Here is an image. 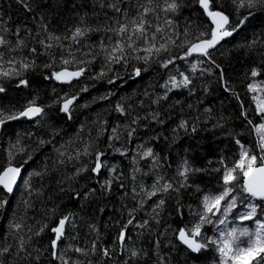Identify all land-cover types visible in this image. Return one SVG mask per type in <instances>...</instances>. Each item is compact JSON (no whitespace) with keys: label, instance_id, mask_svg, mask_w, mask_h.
<instances>
[{"label":"trees","instance_id":"trees-1","mask_svg":"<svg viewBox=\"0 0 264 264\" xmlns=\"http://www.w3.org/2000/svg\"><path fill=\"white\" fill-rule=\"evenodd\" d=\"M108 2L104 0L105 4ZM177 2L180 8L175 14L156 8L145 18L152 25L149 32H154L156 26L164 29L163 34H157V47L169 36L176 39L179 35L176 43L181 44L185 30L189 32L188 41L197 42L199 31L211 28L196 0ZM137 3L148 6L147 0H132L130 16L136 15ZM156 3L163 5L164 0H155L150 6L156 7ZM215 8L236 20L237 10L231 0H217ZM252 11L255 15L238 32L210 50L215 63L201 56L177 59L184 55L187 45L169 44L168 52H161L147 64L131 57L127 63L107 64L99 44L101 40L107 42L111 33L90 31L78 43L71 40L77 27L111 25V18L119 16L108 8L102 9L98 0H0V34L11 41L10 47L16 48L0 51L5 53V60L15 58L32 65L27 71L21 69L18 78H0V85L6 89L0 93V109L20 111L31 101L44 109L35 120L9 121L0 131V169L7 165L8 153L17 140L26 148L13 160L14 165L23 167L16 191L9 196L0 189V201H7L0 207V246L10 245L15 252L18 237L27 241L31 236L29 251L40 250L32 253L33 257L39 255L38 262L17 261L8 255L3 258L6 264H63L52 258L54 234L50 229L65 215L72 216L76 227L67 230V238L60 242L57 251L63 253L69 264H124L125 260L128 264H217L219 255L214 246L193 254L177 242L176 236L179 229L190 228L195 222L194 213L202 210L203 196L222 190L220 173L213 169L222 168L221 159L230 165L238 158L236 140L256 150V134L241 114L242 102L253 124L264 122L257 115L253 100V96L264 99V92L248 90L249 84L264 80V10ZM239 14L246 15L247 9H240ZM166 18L172 19L173 24H165ZM21 39L24 45L16 47ZM253 40L257 43L252 44ZM48 44L52 47L45 46ZM140 45L146 46L143 41ZM63 59L70 63L63 64ZM168 59H173V63L162 67L161 62ZM79 68L87 71L70 84H61L52 77L54 71ZM135 68L147 70L136 76ZM254 68L260 71L257 77L251 76ZM101 71L106 74L95 78ZM181 73L191 83L172 88L168 83L170 76L179 82L183 80ZM19 79H26L27 86L18 87ZM85 87L88 90L82 91ZM72 96L78 98L70 113L62 112V98ZM117 105L125 109L124 114L117 110ZM182 121L186 128L180 127ZM132 129L135 131L129 136ZM114 135L119 139L110 140ZM41 139L44 144L39 143ZM86 143L92 145L91 155L68 159L83 151ZM149 148L153 156H144ZM57 149L66 153L63 164L54 163L59 159ZM97 151L104 153L101 160L107 165L99 174L91 170ZM185 160L192 168L204 171L190 174L188 186L181 188L182 177L177 172ZM81 167L88 170L76 175ZM113 168L115 172L110 171ZM33 172L45 174L31 176L29 180ZM25 180L43 194L30 195ZM108 180L112 184L106 191L103 185ZM157 181L159 185L171 182L179 190L149 197L147 193ZM160 199L165 203L157 208ZM25 200L32 204L31 208H26ZM129 219L133 221L131 225L127 224ZM37 220L48 224L40 236L34 234L41 226ZM145 221L147 225L141 227ZM17 223L22 225L19 231L12 227ZM122 229L126 233L123 245L117 239ZM202 231L207 237H215L217 232L212 225H206ZM93 243L95 254L91 252ZM75 247L87 250L89 255L75 252ZM104 249L109 250L110 257L102 255ZM132 249L140 252L139 259H128Z\"/></svg>","mask_w":264,"mask_h":264},{"label":"snow or ice","instance_id":"snow-or-ice-1","mask_svg":"<svg viewBox=\"0 0 264 264\" xmlns=\"http://www.w3.org/2000/svg\"><path fill=\"white\" fill-rule=\"evenodd\" d=\"M155 0H147V5L137 3L135 6L137 12L135 16H130L128 8L132 7V0H109L107 4L104 0H98L100 7L108 8L114 13L119 14L118 17L111 18V25L97 26L96 28H80L77 27L71 36L73 42H79V39L84 37L90 31H104L105 33H111L108 37L107 42L101 40L99 44L100 52L104 55L107 64L115 63H127L128 59H136L138 61H143L145 64L150 62V59L157 57L161 52L169 51V44L175 47H184L187 45V50L182 57H177V59H186L192 56L194 53L207 58L211 63H215L211 60L210 50L215 48L217 44L220 43L225 37H230L234 33L238 32L249 20V18L255 15L253 9L264 10V0H231V3L235 6L237 10V18L233 21L228 14L223 10H217L215 5L217 0H196L199 6L203 9L204 14L208 17L212 27L207 31L200 30L198 36L196 37L197 42H189L187 37L189 32L185 30L183 36L185 40L181 44H177L176 40L179 39V35L176 39L171 36L163 39V42L159 43L157 47V34H163L164 29L160 26H156L154 32H149L152 27L151 23L145 19L149 14L156 11L159 8L160 11L164 13L175 14L180 8V4L177 0H164L163 5L156 3V7H151ZM127 4L128 7H122V5ZM240 9H247L246 15H240ZM119 17H123V22ZM105 19H109L105 15ZM165 24L172 25L173 20L170 18L165 19ZM2 31V30H0ZM18 35V33H17ZM113 37L115 39L113 40ZM49 39H59V37L49 36ZM140 41L144 42L141 46ZM43 43V42H42ZM257 43L253 40L252 44ZM11 41H9L4 35L0 34V48H7L9 51H15L16 48L10 47ZM24 41L18 40L16 47H22ZM51 48L52 45H45ZM131 50V51H129ZM33 53L36 49H31ZM146 53L147 55L140 56L136 53ZM90 55V53H86ZM5 53L0 51V78L12 79L21 76V69L27 71L32 65L24 61H17L15 58H10L8 60L4 59ZM81 63H90L91 61H80ZM203 62V61H201ZM34 63V62H33ZM62 63L67 65L70 63L68 59H63ZM173 63V59H168L161 62V66L167 68L169 64ZM19 64V68H17ZM7 65V67H5ZM50 66V65H49ZM219 67V65H216ZM147 69L135 68L134 74L139 76L142 71ZM193 70H195V65H193ZM86 68H79L76 71L62 70L59 72L54 71L52 77L61 83H71L73 79H78L84 75ZM211 74V70H208ZM106 73L101 71L95 78L99 79L103 77ZM183 80L177 82L174 76H170L168 83H171L172 88L183 86H188L191 80L188 76L181 73ZM260 75L258 69H253L251 72L252 77H257ZM220 78L223 81V71L221 70ZM113 80H109V83H113ZM225 83V90L228 91L227 82ZM28 81L26 79H19L18 87L23 85L27 86ZM167 86V85H165ZM257 89L264 92V80L259 82H253L248 85L249 92H256ZM3 85H0V93L5 92ZM87 87L83 88L82 91H87ZM237 99L239 95L236 94ZM78 97L72 96L69 98H62L61 111L65 113H70V106ZM253 100L256 101V112L257 115L261 116V120L264 121V99L253 96ZM242 115H244L247 123L252 125V130L256 134V150L246 147L239 140H236L237 145H239L238 158L235 159L230 165L221 159L219 163L222 168H215L213 171L220 173V182L222 190L218 193H208L202 198V210H197L194 215L197 217L195 222L190 228H181L178 231V239L186 245L192 252H200L202 249H207L209 245L215 247L216 252L219 255V260L217 264H264V122L258 124H253L251 119H248L247 109L244 108L241 102ZM117 110L124 114L125 109L117 105ZM44 112L43 107L36 104L35 101H31L28 105L20 111L6 112L0 109V125H4L9 121L19 120L21 118L33 119L34 117L41 116ZM135 122V121H134ZM180 127L186 128V122L182 121ZM193 131L196 129L193 128ZM132 129L128 132L131 136ZM116 132V129H113ZM112 139H119L118 135L110 137ZM40 144H44V140H39ZM91 144H85L83 151H77L74 155L68 156L69 160L78 159L81 155L88 156L92 153L89 151ZM113 146V145H109ZM13 150L8 153L7 165L0 169V189L12 193L14 187L17 185V180L21 174V167L13 164L15 155L23 154L26 151L25 146L20 140H17L16 144L12 146ZM119 151V149H116ZM59 159L54 163L63 164L66 161L63 159L66 153L60 149L56 150ZM123 154V153H122ZM104 155L103 152L97 151L95 154V162L92 167V172L99 174L101 168L107 167V165L101 160ZM144 156H153L152 149H148L143 153ZM31 156L29 155L28 159ZM47 167V166H45ZM87 167H81L76 170V175H80L83 171H87ZM110 171L115 172V169ZM204 169L192 168L188 161L185 160L183 164L178 169L177 175L182 177L180 187H185L189 175L196 172H202ZM45 173L33 172L31 176H42ZM29 180H25V189L29 194L42 195L41 189H32ZM112 181H105L103 187L106 191L111 188ZM169 190L178 191L173 183L168 182L163 185H159V181L153 184L152 190L147 193L149 197L157 195L158 192L168 193ZM87 198V197H85ZM259 201L260 203H257ZM7 201H0V207H3ZM165 200L160 199L156 207L159 208L164 205ZM24 204L26 208H31L32 204L29 200H25ZM143 202H141V206ZM155 211V209H153ZM55 212V209L51 210ZM131 215V214H130ZM231 217V219H229ZM132 220L127 221L128 225L132 224ZM158 222V221H157ZM37 224L41 226L36 229L35 235L40 236L45 229L48 228V224L45 222L41 224L39 220L36 221ZM229 224L232 226L229 227ZM251 224V226H249ZM147 225V221L144 222L141 227ZM206 225H212L216 228L217 232L215 237H207L202 229ZM12 227L19 231L22 227L21 224L17 223L12 225ZM76 227L71 215H65L58 220V223L53 226L50 230L54 234L51 240L52 258L58 259L63 262V264H69V261L64 258L63 253L58 254L59 244L62 240L67 238V230ZM127 225L124 226L126 228ZM28 231H32V227L29 226ZM198 237H203V239H197ZM126 238L125 230H121L117 239L123 245ZM31 242V236L28 237L27 241L23 236L18 237V242L15 252H12L10 245L0 246V264H6L4 257L8 255H13L17 258V261H30L31 259L39 261V255L33 257V251L39 252V249H32L29 251L28 245ZM71 247V245H69ZM96 244L92 245V254H95ZM74 251L80 253L83 256H88L89 252L83 248L75 247ZM23 253V255H21ZM102 255L105 257H110V252L108 249L102 251ZM140 252L135 249L131 250L129 260L139 259ZM75 264H84L83 261H77ZM88 264H92V261H88ZM124 264H128V260L124 261Z\"/></svg>","mask_w":264,"mask_h":264},{"label":"water","instance_id":"water-1","mask_svg":"<svg viewBox=\"0 0 264 264\" xmlns=\"http://www.w3.org/2000/svg\"><path fill=\"white\" fill-rule=\"evenodd\" d=\"M198 6H199V4H198ZM199 8L202 10V12H203V9L199 6ZM204 13V12H203ZM205 15V14H204ZM205 17L207 18V20H208V22H209V24H210V26L212 27V25H211V23H210V21H209V19H208V17L205 15ZM232 36H230V37H225L223 40H221L220 41V43L219 44H221L222 42H224V41H226V40H228V39H230ZM219 44H217V45H219ZM216 45V46H217ZM212 50V49H211ZM192 56H199V55H197V54H193ZM62 70H65V69H61V70H59V71H62ZM67 71H76V70H69V69H66ZM78 70V69H77ZM80 78V77H79ZM78 78V79H79ZM75 80H77V79H73L72 80V82L73 81H75ZM71 82V83H72ZM61 83V82H60ZM61 84H70V83H61ZM74 104V103H73ZM73 104L70 106V108L73 106ZM61 106H62V103H61ZM60 106V107H61ZM39 116H37V117H34L33 119H27V118H21V119H25V120H28V121H33V120H35L36 118H38ZM1 127H2V125H0V131H1ZM22 171H23V167H21V174H20V177L18 178V180H17V185L14 187V189H13V192L12 193H8L7 191H5V190H3L7 195H9V196H11L12 194H14V192L16 191V189H17V187H18V185H19V183H20V181H21V178H22ZM178 233H177V236H176V239H177V242L181 245V246H183L184 248H186L188 251H190L191 253H193V254H197L198 252H192L186 245H184L178 238Z\"/></svg>","mask_w":264,"mask_h":264},{"label":"bare ground","instance_id":"bare-ground-1","mask_svg":"<svg viewBox=\"0 0 264 264\" xmlns=\"http://www.w3.org/2000/svg\"><path fill=\"white\" fill-rule=\"evenodd\" d=\"M20 191V189H18ZM22 190V189H21ZM23 191V190H22ZM19 194V193H18Z\"/></svg>","mask_w":264,"mask_h":264},{"label":"rangeland","instance_id":"rangeland-1","mask_svg":"<svg viewBox=\"0 0 264 264\" xmlns=\"http://www.w3.org/2000/svg\"><path fill=\"white\" fill-rule=\"evenodd\" d=\"M229 226L231 227L232 225H231V224H229Z\"/></svg>","mask_w":264,"mask_h":264}]
</instances>
